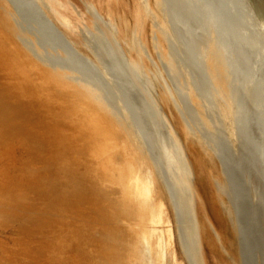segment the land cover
Listing matches in <instances>:
<instances>
[{"label":"bare ground","instance_id":"6f19581e","mask_svg":"<svg viewBox=\"0 0 264 264\" xmlns=\"http://www.w3.org/2000/svg\"><path fill=\"white\" fill-rule=\"evenodd\" d=\"M196 1L195 54L186 56L180 48L187 40L184 29L192 27V7L183 0L184 15L182 8L171 9V34L151 33L150 60L156 67L145 56L132 59L92 0H82L85 12L72 0L20 4L38 25L39 36L73 54L71 60L81 74L74 66L67 74L46 73L0 44V102L9 99L0 103V114L21 116L29 113L27 103L49 99L48 118L53 120L45 129L31 119L17 130L7 128L0 141V158L8 159L20 147L34 150L43 162L56 149V156L65 158L74 170L76 142L79 158L97 163L90 174L111 196L108 209L101 200L97 205L99 195L84 189L82 175L65 169L69 173H63V180L43 187L54 198L53 205L45 207H54L58 212L52 214L62 217L28 221L24 211L36 207L21 195L29 194L35 181L23 178L24 189L19 191L11 187L22 176L16 179L18 174L0 172V181L11 185L0 186V206L7 207L0 208V223L27 228L20 249L26 261L89 264L93 255H100L89 241L115 239L104 223L110 211L135 221L129 228L134 238L129 252L136 264H209L206 242L214 245L218 264H229L238 245L244 259L257 260L262 254L264 264V0H229V12L218 0ZM67 4L70 11L65 9ZM168 4L164 0L165 12L176 5ZM128 12L133 13L131 8ZM186 59L197 61L198 74L191 73L190 82L179 64ZM156 76L166 77L168 88L159 89ZM206 105L212 114L204 110ZM180 110L188 117L185 124ZM51 128L59 129L56 133ZM34 161L23 157L15 172ZM196 178L207 190L210 186V208ZM36 228L44 235L39 245L29 242Z\"/></svg>","mask_w":264,"mask_h":264},{"label":"rangeland","instance_id":"374dc122","mask_svg":"<svg viewBox=\"0 0 264 264\" xmlns=\"http://www.w3.org/2000/svg\"><path fill=\"white\" fill-rule=\"evenodd\" d=\"M22 1L23 0H0V44L6 49H10L11 52H13V54L20 60L24 61L25 64L35 65L47 71L46 73H56L58 71L67 74V71H70V66H74L75 72L81 74L79 72L80 69L78 70V64L75 61L71 60L73 54L71 55L69 52H65L66 49L56 41L38 35L40 29L38 25L36 23H33L34 21L30 19V13L28 11L23 12V10L19 8V6H22L20 5ZM72 1L78 4L82 11L85 12V6L82 3V0ZM188 1L190 3H187L192 7L190 8L191 13L189 15L191 16L190 18L192 27L189 28L188 31L184 29L183 34L186 36L187 40L185 44L180 43V48L184 55L189 56L191 54V56H193V54H195L196 44L198 41V31L196 29V26L198 24L197 20L199 17V9L198 2L196 0ZM218 1L222 5V8L226 10V12H229V0ZM162 2L164 3V0H126L125 2L124 0H92V5L94 8H97L101 15H103V17L105 18V22H108L110 26L116 29L118 34L121 36V39L123 40L125 46L127 47V49H129L130 56L133 60L136 61L139 60V58H141L142 56H145L148 58L149 63L153 67H156V63L150 60V57L152 56L150 52V50H152L151 33L156 34L161 31L162 33H168L170 35L171 23L169 22V20L174 21L170 16L171 9L182 8L184 15L185 8H187V5L183 2V0H168L169 7L173 3L176 5L173 8H167L165 12L161 8L163 6ZM128 8L132 9V14L128 12ZM4 9L6 10V13ZM65 9H68L70 11V5L67 4L65 6ZM2 10H4V13L2 12ZM84 14L85 18L87 19L88 14ZM227 16L229 17V13H227ZM146 32H148V38H146ZM188 50L190 52H188ZM62 57H65L68 60L64 61L62 60ZM179 64L182 67L183 71L186 72L185 75L187 74V79L189 82L191 73L198 74L196 60H180ZM83 71L85 72V70ZM155 71L156 73L161 72L160 69H155ZM19 73L23 77L24 74L21 70L19 71ZM14 77L15 76H11V79L14 80ZM154 80L155 82H158L160 84L159 89H162L164 87L165 89L166 87L168 88V79L166 77L156 76ZM8 100L0 103H8ZM172 100L175 103L179 104L177 99H174L172 97ZM204 100L205 99H202V101ZM12 103L16 104L17 102L12 101ZM29 103H27L29 113L25 112L24 115H15V113L13 112L0 114V141L6 136V134H8L9 130H6L7 128H16L17 130L22 124H24V122H29L30 119L35 122L33 125L36 124L44 126V129L45 127H47L48 123L53 122L52 117L48 118L49 114L47 112L48 106L51 105V100L47 99L46 101H43L41 103L31 101ZM54 109L55 107H51V110ZM204 110L207 111L208 114H212L208 105H206V108ZM45 116H47V118L51 120H46ZM182 119L183 124H185L188 120V117H186L184 114ZM14 124H17V126H14ZM70 126L74 128L75 123L72 122ZM58 129L59 128H51V130H55L56 133ZM10 133L12 132L10 131ZM50 135L51 133H49V136ZM76 135H78V133ZM50 142H53V136L50 137ZM66 142L73 141H69L67 139ZM35 146L36 149L39 148L38 141L35 142ZM76 146L77 143L73 142L74 167L76 168L74 170L67 164L65 158L62 159L59 156H56V149H53L51 157L47 159V161L43 162H41L40 159L36 158L34 150L22 149L20 147L16 148L10 154L8 159L0 158L1 173L9 176L14 173L18 174V176H15L16 179H20L19 177L22 176V179H20L11 188L17 187L19 191L24 189V184L21 183L25 182L26 179L25 181H23V178H31L35 181L34 183L32 182V191L29 194L26 193L21 195L26 196L28 198L27 201L31 202L36 207H30L28 208V210L24 211V216L27 217V220L31 219L28 221L40 222V220H42V217H62L60 215L52 214V211L58 212V210L54 207H45L53 205L51 202H54V198L50 196V194L43 192V187L45 185L52 186L53 182L58 184V181L63 180V175H65L63 173H69L68 171L77 175L81 174L84 189H92V192L97 193L99 195L97 198V205L99 204V200H101L102 207L108 209L107 201L111 198V196L103 192V188L100 187V181H96L93 177H95L96 179L97 177L90 174L97 163L90 159L85 160L83 158V160H81L79 158L78 149L76 148ZM40 156H43V152ZM23 157H28L32 160L35 159L36 161H34L33 163L28 162L25 165L18 166L19 172H15L14 167L22 162ZM65 169L68 171H66ZM75 170L76 172H74ZM203 173H205L204 169ZM205 180H207L206 176ZM9 184L10 183H8L7 181H0L1 187L11 186ZM93 184L96 186V188L93 186ZM196 184L197 188L202 192V194H204L203 196L206 201L207 208H210L208 201V196H210V186L208 185L209 189L207 190L202 182H200L198 179L196 180ZM38 191L40 193H37ZM4 193L8 194L9 192ZM100 193H102V195ZM0 208L2 210L7 209L6 206H0ZM24 216H22V218L20 219L21 222L25 221ZM104 217L105 226L107 227L108 231L112 230L113 233H115V239L114 241H89L93 244H91V248L97 247L100 253V255H93L94 257L92 256L89 264H136L129 252L130 244L132 247V243L134 241L132 234L129 232V228L131 227L133 229V224L135 221L121 218L119 215H114L110 211ZM72 220L81 221L76 219ZM89 221L90 223H93L94 220L89 219ZM40 230V228H36V230H34V232H32V234L30 235L31 241L29 242H31V244L39 245L43 242L44 235L41 234L42 232ZM229 232H231L232 235L235 236V238L239 237L236 236L235 230H230ZM27 234V228L19 223H0V264H33V262L26 261L25 259H23L22 255H20V249H22L25 244V238ZM107 234L111 239V234L109 232H107ZM110 242L113 243L110 245ZM204 249L207 253L209 264H218V260L213 257V254H215L216 252V250L214 249V245L210 242H206L204 244ZM239 250L240 245H238L237 248L229 256V264H263V260L261 258L262 254L261 256L258 255L257 260H254L251 256H248L247 259H244L243 256L239 254ZM96 256H99V258H96ZM78 263L83 264L81 261H78ZM168 264L171 263L168 262Z\"/></svg>","mask_w":264,"mask_h":264}]
</instances>
